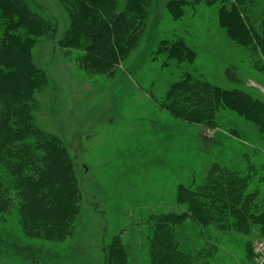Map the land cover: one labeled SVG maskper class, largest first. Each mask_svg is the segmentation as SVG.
Listing matches in <instances>:
<instances>
[{
    "label": "trees",
    "instance_id": "obj_1",
    "mask_svg": "<svg viewBox=\"0 0 264 264\" xmlns=\"http://www.w3.org/2000/svg\"><path fill=\"white\" fill-rule=\"evenodd\" d=\"M59 2L70 23L59 46L76 53L87 75L112 77L145 27L150 0ZM201 3L218 6L220 29L246 52L249 67L264 75V0H167L166 9L173 20H181L186 7ZM55 31V22L28 0H0V218H13L26 238L62 242L74 228L82 194L69 149L36 124L35 95L48 79L31 58L36 41ZM154 53L165 55L162 64L179 67L177 79L152 98L176 121L165 124L167 136L181 122L191 125L207 148L218 129L217 117L225 112L264 133V94L242 88L237 66L224 70L233 82L227 89L194 67L196 51L182 36L172 33L160 40ZM229 131L238 136L237 130ZM259 153L252 148L213 162L202 181L177 185L176 208L149 212V264H209L229 235L253 231L264 241V158ZM119 238L115 235L107 245L106 264L127 263ZM242 245L251 257L252 242Z\"/></svg>",
    "mask_w": 264,
    "mask_h": 264
},
{
    "label": "rangeland",
    "instance_id": "obj_2",
    "mask_svg": "<svg viewBox=\"0 0 264 264\" xmlns=\"http://www.w3.org/2000/svg\"><path fill=\"white\" fill-rule=\"evenodd\" d=\"M28 1L56 29L32 47V61L48 79L35 95L36 124L69 149L82 198L74 228L62 242L26 238L13 218H0V264H106L105 249L115 235L126 247V264H149L145 219L149 212L176 208L178 184L202 181L213 162L230 160L231 154L255 148L264 158V133L229 112L217 117L207 148L191 125L177 122L167 136L165 124L174 120L152 98L177 79L179 67L162 64L165 55L154 53L157 43L172 33L182 36L196 51L194 67L227 89L233 87L224 73L229 65L238 67L241 86L252 95L264 94V75L250 68L246 52L224 35L216 4H190L181 20H173L167 0H150L135 47L112 77H103L87 75L76 53L59 46L70 24L59 0ZM257 240L253 231L229 235L209 264H253L254 254L248 258L242 243L251 241L253 252Z\"/></svg>",
    "mask_w": 264,
    "mask_h": 264
},
{
    "label": "built area",
    "instance_id": "obj_3",
    "mask_svg": "<svg viewBox=\"0 0 264 264\" xmlns=\"http://www.w3.org/2000/svg\"><path fill=\"white\" fill-rule=\"evenodd\" d=\"M253 264H264V242L257 240L253 245Z\"/></svg>",
    "mask_w": 264,
    "mask_h": 264
}]
</instances>
